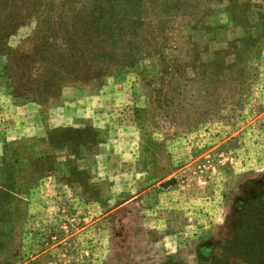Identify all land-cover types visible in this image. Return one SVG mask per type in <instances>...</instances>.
I'll use <instances>...</instances> for the list:
<instances>
[{
    "label": "rangeland",
    "instance_id": "374dc122",
    "mask_svg": "<svg viewBox=\"0 0 264 264\" xmlns=\"http://www.w3.org/2000/svg\"><path fill=\"white\" fill-rule=\"evenodd\" d=\"M108 1L155 47L100 85L17 100L0 56V264H264V0Z\"/></svg>",
    "mask_w": 264,
    "mask_h": 264
},
{
    "label": "trees",
    "instance_id": "16d2710c",
    "mask_svg": "<svg viewBox=\"0 0 264 264\" xmlns=\"http://www.w3.org/2000/svg\"><path fill=\"white\" fill-rule=\"evenodd\" d=\"M23 1L30 7L24 18H33L36 25L29 49L8 45L12 29L0 28V56L4 58L2 72L9 79L6 87L17 100L45 105L60 95L70 81L88 83L94 80L100 85L107 76L138 61V57L134 59L136 62L127 61L130 54L139 51L138 46L155 47L152 37L132 42V35H139L136 31L139 29L137 24L142 23L140 17L130 20L124 11L113 8L108 0H88L86 3L78 0ZM3 2L8 4L7 0ZM39 5L43 8L39 9ZM79 5L93 6L94 9L80 12ZM57 6L71 12L57 11ZM20 8L21 5L16 8L18 15ZM8 17L11 12L5 13L0 20ZM115 53L122 56L120 60L114 61ZM207 263L218 264L217 260L211 259H200L197 264Z\"/></svg>",
    "mask_w": 264,
    "mask_h": 264
}]
</instances>
